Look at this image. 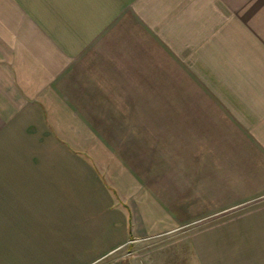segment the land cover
<instances>
[{"label":"crops","instance_id":"0c3cea01","mask_svg":"<svg viewBox=\"0 0 264 264\" xmlns=\"http://www.w3.org/2000/svg\"><path fill=\"white\" fill-rule=\"evenodd\" d=\"M262 199L264 0H0V264H208Z\"/></svg>","mask_w":264,"mask_h":264},{"label":"rangeland","instance_id":"374dc122","mask_svg":"<svg viewBox=\"0 0 264 264\" xmlns=\"http://www.w3.org/2000/svg\"><path fill=\"white\" fill-rule=\"evenodd\" d=\"M187 230L192 234H203L202 236L205 232L210 236L230 234L231 238H228L225 243L214 242L208 256L202 254L204 261L208 264H213V262L214 264H264V199L255 200L235 210L234 213L229 212L219 217L204 219L198 224H192ZM134 242L99 264H151L149 261L159 245L152 241ZM186 250L187 247H184L182 253L194 258V261L198 260L199 264L200 261L202 262L201 256L199 257L196 252L195 256L192 252H185ZM218 250H223V252L218 254ZM171 252L174 254H170ZM165 253V264H168V260H173L175 264L176 255H178L176 248L168 249Z\"/></svg>","mask_w":264,"mask_h":264},{"label":"built area","instance_id":"2783aa9c","mask_svg":"<svg viewBox=\"0 0 264 264\" xmlns=\"http://www.w3.org/2000/svg\"><path fill=\"white\" fill-rule=\"evenodd\" d=\"M131 243H135V242L133 241V242H131Z\"/></svg>","mask_w":264,"mask_h":264}]
</instances>
